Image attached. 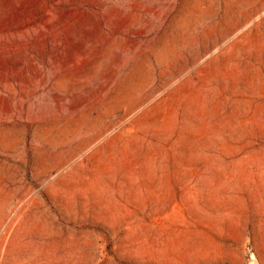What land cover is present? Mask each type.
Here are the masks:
<instances>
[{
	"label": "rangeland",
	"instance_id": "1",
	"mask_svg": "<svg viewBox=\"0 0 264 264\" xmlns=\"http://www.w3.org/2000/svg\"><path fill=\"white\" fill-rule=\"evenodd\" d=\"M36 1L0 0V264H264V0Z\"/></svg>",
	"mask_w": 264,
	"mask_h": 264
},
{
	"label": "bare ground",
	"instance_id": "2",
	"mask_svg": "<svg viewBox=\"0 0 264 264\" xmlns=\"http://www.w3.org/2000/svg\"><path fill=\"white\" fill-rule=\"evenodd\" d=\"M36 0H34V2H35ZM60 1V0H59ZM36 2H38V0L36 1ZM23 8V7H22ZM45 8V7H44ZM7 9V8H6ZM18 9V8H17ZM44 11H46V9H43ZM49 9H47V11H48ZM6 11V10H5ZM15 11V10H14ZM14 11H12L11 12V15H12V13L14 12ZM43 11V12H44ZM0 13L2 14V12L0 11ZM50 13V12H49ZM4 14V13H3ZM2 14V15H3ZM21 14V13H20ZM62 14V13H61ZM14 15V14H13ZM49 14L46 12V16H48ZM65 17H67L68 18V14L67 13H65V14H63ZM6 16H8V15H6ZM62 16V15H61ZM6 18V17H5ZM16 17H14V19H15ZM4 20V19H3ZM35 22V21H34ZM29 23V22H28ZM31 23H33L32 21H31ZM30 23V24H31ZM36 23H37V21H36ZM3 29V28H2ZM6 30V29H5ZM6 32V31H5ZM8 34V33H7Z\"/></svg>",
	"mask_w": 264,
	"mask_h": 264
}]
</instances>
